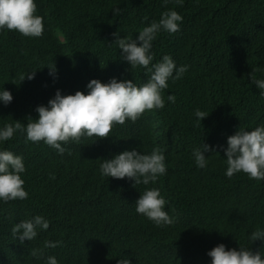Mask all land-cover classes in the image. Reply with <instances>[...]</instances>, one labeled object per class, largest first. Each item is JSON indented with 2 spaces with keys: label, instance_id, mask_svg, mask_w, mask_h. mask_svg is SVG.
Returning <instances> with one entry per match:
<instances>
[{
  "label": "trees",
  "instance_id": "1",
  "mask_svg": "<svg viewBox=\"0 0 264 264\" xmlns=\"http://www.w3.org/2000/svg\"><path fill=\"white\" fill-rule=\"evenodd\" d=\"M43 18L39 37L0 29V89L11 92L0 103V126L29 117L38 118L37 105H46L60 89L62 94L87 92L96 78L130 79L140 84L142 68L130 69L114 44L120 37L135 38L138 31L162 11L176 10L182 17L179 31L161 32L152 42L154 60L169 54L177 65L189 67L183 77L168 81L161 109L146 110L135 122L116 124L109 137L82 136L63 144L65 152L40 142H25L23 131L0 145L22 155L26 199L0 201V264H42L29 255L39 248L54 255L59 264H116L126 255L131 264H210L208 250L250 247L264 252L260 240L248 234L264 228V180L239 172L224 175L223 147L239 127L264 125V98L253 93L252 68H264V0H35ZM113 7L122 9L119 15ZM62 41V42H61ZM55 65L49 74L47 65ZM34 71L32 79L21 75ZM256 76L261 73L257 71ZM196 108L209 113L194 124ZM215 146L206 152L209 164L197 168L191 156L201 142ZM164 149L167 171L155 187L174 217L158 227L135 211L144 185L128 178L102 177L101 158L125 149L149 152ZM153 186V185H149ZM42 215L47 230L21 244L11 226ZM59 240L55 248L45 241Z\"/></svg>",
  "mask_w": 264,
  "mask_h": 264
},
{
  "label": "clouds",
  "instance_id": "2",
  "mask_svg": "<svg viewBox=\"0 0 264 264\" xmlns=\"http://www.w3.org/2000/svg\"><path fill=\"white\" fill-rule=\"evenodd\" d=\"M168 0H164L167 3ZM182 5L184 0H174ZM35 0H0V29L16 30L27 37H39L44 30L43 18L36 14ZM115 15L122 11L113 7ZM183 17L174 9L161 12L158 20L142 27L133 37H116L114 44L120 49V58L127 61L130 69L142 68L147 76L146 81L137 84L130 79L110 78L107 82L90 79L86 84L87 92L80 90L74 94H62L60 89L55 91L46 105H37L35 111L38 118L27 119L23 125L19 120L13 123L5 122L0 126V145L9 141L19 130L23 131L25 142H40L55 149L59 154L65 152L63 144L69 140L78 141L82 136L104 138L116 124H123L126 120L135 122L146 110L161 109L165 106V99L175 103L174 94L162 96V91L169 87L168 81H176L183 77L188 69L187 64L177 65L169 54H164L159 60H154L152 42L161 32L169 34L179 31ZM62 42V41H61ZM49 74L56 71L55 65H47ZM259 71L260 76L255 73ZM34 71L21 75L32 79ZM253 93L264 98V68H252L249 73ZM13 99L11 92L0 89V103L7 105ZM209 113L196 108L194 124H200L202 118ZM223 147L226 165L224 175L231 178L234 174L243 172L250 179L264 180V125H257L250 130L239 127L226 140ZM215 146L203 141L192 148L191 156L197 168H206L209 164L206 152L215 153ZM167 171L164 149L153 146L149 152L137 151V148L125 149L111 158H101L99 173L102 177L128 178L133 186L144 185L139 197L135 201V211L161 227L174 222V217L165 210L167 201L160 189L155 187L159 176ZM25 163L22 155L15 154L7 148H0V201L23 200L28 196L23 187ZM153 186H149V185ZM50 222L42 215H34L22 219L11 226L13 238L22 244L25 239L32 241L39 231L49 228ZM260 240L264 243V228H256L248 234V241L252 244ZM62 242L45 241V247L55 248ZM29 255L42 264H59L54 255H44L39 248H31ZM210 264H264V252L253 251L250 247L239 245V248L226 247L219 243L208 250ZM116 264H131V260L123 255Z\"/></svg>",
  "mask_w": 264,
  "mask_h": 264
}]
</instances>
